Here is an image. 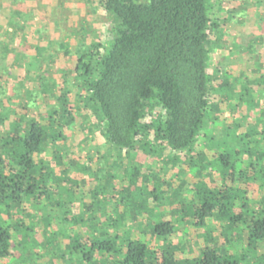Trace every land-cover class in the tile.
<instances>
[{
    "label": "trees",
    "instance_id": "obj_1",
    "mask_svg": "<svg viewBox=\"0 0 264 264\" xmlns=\"http://www.w3.org/2000/svg\"><path fill=\"white\" fill-rule=\"evenodd\" d=\"M99 7L109 18L110 40L77 57L73 75L81 103L101 123L115 162L132 151L158 159V143L169 152L161 163L176 169L178 185L167 192L171 184L163 186L159 168L133 166L119 176L92 172L94 185L81 194L87 179L56 170L66 150L59 145L61 119L70 116L66 93L57 97L58 109L45 110L42 118L25 114L24 105L17 118L4 106L0 82V264H44L46 258L47 264H264V71L252 80L223 74L210 83V56L226 37L210 0H100ZM29 11L16 8L0 30H19L13 34L17 40L22 33L18 52L39 62L46 47L43 37L31 42ZM249 41L233 47L254 53ZM11 45L0 32L1 74L17 61L13 50L8 62ZM37 79L41 95L52 98V80ZM19 88L33 93L24 83ZM221 105L232 122L208 135L211 155L199 157L196 144L216 125ZM76 166L81 175L87 171ZM184 166L201 177L189 190ZM77 191L88 199L73 210ZM210 221L224 239L195 258L184 243H172L188 225L209 242Z\"/></svg>",
    "mask_w": 264,
    "mask_h": 264
},
{
    "label": "rangeland",
    "instance_id": "obj_2",
    "mask_svg": "<svg viewBox=\"0 0 264 264\" xmlns=\"http://www.w3.org/2000/svg\"><path fill=\"white\" fill-rule=\"evenodd\" d=\"M99 1L29 0L22 2L23 4H15L10 0H0V6L2 5L0 22L7 23L6 20H9L16 8L24 12L30 10L27 19L30 22L28 28L35 32L31 34V42H39L43 37L46 47L39 62H35L31 56L25 58L18 52L22 33L18 34L17 40H14L13 34L19 30L9 26H5L7 28L4 31L0 30L3 40L12 44L7 54L8 62L11 63L15 58L13 50L18 53L17 61H13V67L11 66L9 69L10 73L8 75L0 73V82L4 83L6 87L4 88L5 94L2 96L5 102L4 106L11 109L12 117H16L15 114L19 112L21 105H24L25 114L42 118L45 110L58 109L57 97L66 93L70 105V116L61 119L65 128L64 138L59 144L63 143L66 150L60 151L63 165L56 170L67 169L68 177L87 179L85 187L79 186L80 189L83 187L81 194L82 192L87 194L94 185V181L89 179L92 172L99 171L102 174L117 172L116 175L119 176L126 172V168L133 166L159 168L165 182L163 186H167V183L171 184L170 189H167V192H170V190L176 189L179 181L176 180V169L172 168L169 163H161V158L169 155L168 150L164 149L163 151L158 143H155L156 149H160V155L157 154L160 157L158 159L148 157L141 151H132L129 155L122 154L121 161L115 162L114 153L110 154V149L104 139V129L101 123L93 112L81 103L83 99L81 84L73 75L77 57L82 49L87 51L93 49L92 46L96 43L105 45L110 40L109 18L100 9ZM210 4L212 5V16L219 19L226 34L220 44L221 47L210 56L208 65L210 83L217 84L223 74L232 75L234 78L247 75L250 80L254 79L260 70L264 71V28H262L263 25L261 26V22L264 21V0H210ZM37 31H40L39 35H36ZM250 39L254 45V53L240 52L233 47L235 42L247 44ZM216 71L220 72L215 73ZM41 76L45 80H52V98L46 96L44 98L41 95L40 81L37 79ZM23 83L26 84L27 89L33 92L31 95L27 94L25 88H19V84ZM16 90H18L17 96L15 95ZM39 94L41 96H38ZM216 99L214 97L215 101H217ZM33 101L35 103L32 104ZM221 107L223 106L221 105ZM224 111L226 110L223 107L221 113L216 114L218 117L216 125L207 130L204 133L206 137L202 135L197 142L196 149L199 157L211 155L206 149L208 135H214L227 124H231L233 115ZM57 119L60 120L59 117ZM47 154L48 157H51L52 150H49ZM77 164H82L87 168L84 175L79 173L82 167L77 168ZM182 168L186 172V176L182 177L185 182L184 190H189L193 183L201 177L196 176L194 169L188 170L185 166ZM100 181L103 182V180ZM205 181L209 183L208 179ZM77 192L72 205L73 210H77L81 206V200L84 202L88 199L86 196L83 200L80 192ZM52 210L56 212L50 208L51 214ZM35 221V230L40 233L42 224L38 219ZM216 225L217 223L210 221L209 228L206 229L209 235L211 234L209 242L200 238L198 232L188 225L181 233V237L178 240H173L172 243H184L187 248L186 253L190 258H195L204 246L212 243L219 244L224 239L221 227ZM151 245L155 246L154 243ZM241 246L243 243L233 247H235L234 250H239ZM258 251L260 254L263 253V248L259 247ZM42 262L47 264V258ZM57 264L59 263L57 262Z\"/></svg>",
    "mask_w": 264,
    "mask_h": 264
}]
</instances>
